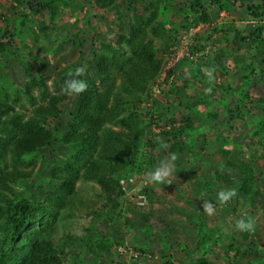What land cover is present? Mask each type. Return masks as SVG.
Listing matches in <instances>:
<instances>
[{
	"label": "trees",
	"instance_id": "16d2710c",
	"mask_svg": "<svg viewBox=\"0 0 264 264\" xmlns=\"http://www.w3.org/2000/svg\"><path fill=\"white\" fill-rule=\"evenodd\" d=\"M11 1L23 4V0ZM30 1H24L29 11L17 16L20 28H14L13 24L8 26L7 17L0 14V55L14 38L20 39L28 14L36 13L37 9ZM36 1H41L37 4L39 10L48 8L51 18L55 16L50 5L52 0ZM119 1L80 0L82 8L111 12L115 25L110 38L99 40L98 50L92 42L99 35L85 14L78 27L82 35L70 41L80 61L77 67L85 68L79 78L87 81V91L71 96L61 92L68 74L77 68L74 63L63 66L55 74L51 92H47L44 77L31 76L23 82L22 92L31 105L30 113L23 117L13 111L16 93L0 83V264H63L71 244L80 245L100 264H108V260L112 261L110 254H120L114 247L121 245L122 237L100 235L91 227L88 237L62 234L56 242L50 239L48 223L58 209L73 202L77 179L94 182L99 188L92 221L100 219L102 224H116L113 219L122 215L128 230L135 227L136 231L144 233L148 232L145 220L149 216L145 213V205L150 201L152 185L140 183L137 186L134 182L126 193L118 184L120 177L141 174L152 157L160 153L170 159L171 154H175L178 159L175 164L179 166L183 147L188 148L192 159L199 156L198 151L190 152L194 144L204 143L198 139L199 122L207 123L204 129H209L214 120L223 117L230 121L236 117L251 124L250 134L264 138V93L257 97L262 112L257 111L248 118L250 94L245 91L253 85L251 72L255 68L252 60L264 65V0H124L126 4L121 10ZM220 11L239 12L237 17L242 24L235 25L224 18L221 23L216 22ZM166 12H170V17ZM196 26L198 29L189 34V29ZM13 28L18 31H12ZM182 43L185 53L169 65L174 50L168 49H175ZM229 68L237 70V82L225 81V72ZM202 69L213 70L211 82ZM257 69L262 79L259 84L264 86V69L260 66ZM162 73L163 78L157 81ZM117 77L119 82L114 87L113 81ZM5 79L0 71V81ZM196 80L197 94L189 101L186 91L195 87ZM33 87L37 89L35 98L31 94ZM207 88H211L210 94L205 92ZM217 91L218 97L215 96ZM154 93L161 100L152 98ZM10 95L13 96L9 103ZM68 98H73L74 104L62 124H58L63 130L57 128V124L48 125L61 112L59 104ZM148 99L152 100L153 117L146 116L141 110V104ZM106 124L117 128L106 127ZM151 126L158 130L154 132ZM157 136L163 143H157ZM215 137L221 145L224 167L237 170L236 181L230 178L228 169L214 170V178L220 182L217 188L234 185L240 195L260 194L264 197V183L256 186L264 179V169L254 172L247 162L231 160L229 149L225 147L226 138ZM58 145L68 150V158L49 165L42 182L37 183L38 187L55 183L56 188L44 190L41 198H30L25 192L40 174V171L34 172L36 159L40 157L42 167H45L49 161L47 155ZM19 184L23 185L22 191L16 188ZM137 193L146 197L142 206L135 205L131 199ZM135 221L139 226H134ZM238 234L241 241L249 236L246 231L238 230ZM213 239L215 243L225 242V249L234 258L232 264L264 262V238L259 242V254L244 262L236 260L242 252L239 246L232 247L229 236ZM145 245L152 247L149 242ZM167 246L169 248L171 244ZM65 247L69 249L66 252ZM147 254L149 258L151 253L147 251ZM64 264L77 262L72 258ZM163 264L168 262L163 260Z\"/></svg>",
	"mask_w": 264,
	"mask_h": 264
},
{
	"label": "rangeland",
	"instance_id": "374dc122",
	"mask_svg": "<svg viewBox=\"0 0 264 264\" xmlns=\"http://www.w3.org/2000/svg\"><path fill=\"white\" fill-rule=\"evenodd\" d=\"M24 1L23 4L17 5L12 3L11 0H0V14L7 17L8 26L13 24V26L15 25L14 28H20L18 26L19 17L17 16L29 11V7ZM30 3L32 7L37 9L36 13L28 14L24 20V28L21 29L20 39L14 38L11 44L6 47L4 53L0 55V71L6 77L0 83L6 89L16 93L17 101L12 104L13 111L21 113L23 117L27 116L31 109L27 97L22 92L24 81L31 76H42L45 78L47 92H51L53 90L52 79L63 66L74 63L73 66L77 67L80 64V61L77 60L76 48L70 44V41L82 35L78 29L82 16L88 14L87 18L95 25V31L99 36H96L97 38L92 43L93 47L98 50L99 40L102 37L107 40L115 31L111 12H103V10L95 8H82L80 7V0H52L50 5L55 11L53 18H51V11L48 8L39 10L40 5L37 4H41V1L38 3V1L32 0ZM118 3L120 10L125 7L124 0H120ZM238 14L239 12L220 11L216 22L221 23L222 18H224L225 20H232L235 25L242 24L238 20ZM166 15L170 17V12H166ZM198 27L189 29V34L196 31ZM14 28L12 31L17 32L18 30ZM182 41L185 43V39ZM183 43L175 49L172 47L168 49L174 50L171 58L176 54L179 57L182 53H185ZM168 64H172L170 59ZM252 64L255 68L251 72L253 85L245 88V91L250 94L248 118L257 111H261L257 97L264 93L263 84H261L262 86L259 84L262 79L258 76L257 69L259 66L264 69V65L259 61L257 62V60H252ZM238 77L235 69L229 68L225 72V81L228 83L237 82ZM162 78L163 73L157 81ZM118 82L119 78L117 77L113 81V86L116 87ZM194 84V88H188L186 91L189 101H192L197 94L198 80ZM31 94L34 98L37 96L36 87L32 88ZM218 95L219 92L217 91L215 96L218 97ZM12 96L8 97L9 103ZM151 97L161 100V97L156 93L152 94ZM151 101V99L143 101L141 110L146 113V116L153 117ZM73 102V98L63 100L59 104L61 112L56 114L50 121L51 124L48 125L56 126L57 124V128L63 130L58 124H62L65 120L74 104ZM180 109L181 107L178 108V111ZM217 109L220 110L219 107ZM172 112L176 113V111ZM213 122L212 127L209 129H204L207 123H204V125L201 122L198 123L201 128L198 130L200 137L198 135L197 137L200 141L204 140V143H201L202 145L196 143L191 147V153L194 151L199 153L196 158L192 159L188 148L183 147L184 154L180 158V161H182L180 166L175 164L178 159L171 161L168 156L160 153L152 157L151 162L141 174H132L136 178H134L135 185L149 183L153 188L150 190V201H147L145 205V213L150 219H146L147 226L144 225L148 232L136 231L135 227L128 230L127 226L123 224L124 217L122 215L118 219H113L116 224L109 222L102 224L100 219L92 221L93 212L98 205L97 194L99 188L94 182L77 179L74 182L75 197H73V202L58 209L53 219L48 223L51 228L50 239L56 242L62 234L88 237L91 235V227L97 229L100 235L104 233L106 236L112 235L111 238L122 237L121 245H115L114 247L115 252L120 254L117 256H114L113 253L110 254L112 261L108 260V264H163V260L168 264H198L200 262L202 264L203 262L205 264H232L234 258L225 249V242H213L214 237H225V235L231 238L232 247L239 246L242 252L236 259L238 262H244L248 258L257 256L256 254H259L258 250L260 248L259 242L264 238V197L260 194L246 196L237 193L235 197L226 203L222 204L218 201L217 193L224 187L217 188V186H220V182L215 180L214 170L223 172L228 169L231 172L230 178L235 181L237 170L224 167L220 156L221 145H219L215 136L221 135L226 138L228 143L225 147L229 149L228 157L231 160L239 159L247 162L254 172L264 169V138L250 134L251 124L248 125L247 121L245 122L236 117L230 121L222 117ZM105 126L117 128V126L111 124ZM151 128L154 132L158 130L152 126ZM62 146L58 145L50 155H47L49 161L45 162V167H42L40 157L36 159L34 172L40 171V174L36 181L30 183V188L25 192L30 194V198H41L44 190L56 188L55 183L40 187L37 186V183L42 182V177L49 165L60 163L68 158V150ZM189 160L191 165L188 163ZM161 161L170 162V166L173 168L171 176L168 177L171 181L170 184L148 180V176L160 165ZM7 168H9L8 165ZM260 180L256 185L257 188L260 187L261 183H264L263 178ZM235 181L234 184H236ZM16 188L18 191H22L23 185L19 184ZM230 188H235V186L231 185L229 188L225 187L224 189ZM77 201H80V204ZM203 201H210L214 205V215H208L203 210L201 207ZM237 218H248L254 221L255 224V230L249 232L248 238L244 241H241L238 229L235 227ZM137 221H135L134 226H139ZM148 235L149 237H147ZM146 242H149L150 246L154 248H147ZM169 244H171V247L168 248L167 245ZM70 246L69 254L63 259L64 263L67 259L72 258L77 264L101 263L97 258L81 249L80 245L71 244ZM118 246L121 250H118ZM66 247L64 252L69 250ZM123 249L125 253H122ZM140 249L145 251H140ZM230 250L232 253L233 248ZM147 251L151 253L149 258H147ZM142 254L146 255L142 258ZM138 256H141V258L138 259ZM163 256H165V259H163Z\"/></svg>",
	"mask_w": 264,
	"mask_h": 264
},
{
	"label": "clouds",
	"instance_id": "9594fccd",
	"mask_svg": "<svg viewBox=\"0 0 264 264\" xmlns=\"http://www.w3.org/2000/svg\"><path fill=\"white\" fill-rule=\"evenodd\" d=\"M202 71L205 73V75L209 78V82L213 79L212 76V69H202ZM85 72L84 67H77L74 72H70L68 74L69 78L66 79L63 83V86L61 88V92L66 95H80L87 91L88 89V83L86 80L79 78L82 77V75ZM206 93H211V88L205 89ZM157 143H163V139L159 136H157ZM167 145L165 144V147ZM176 155L171 154V161L176 160ZM173 171V168L170 166V162L161 161L160 165L157 166L152 173L148 176V180L150 182H156V183H171V181L168 179V177L171 176ZM237 195V190L235 188L230 189H224L222 188L217 193V199L220 203H226L231 198L235 197ZM201 207L208 215H214L215 214V207L210 201H203L201 204ZM235 227L240 231H246V232H252L255 230V224L254 221L244 219V218H237L235 221Z\"/></svg>",
	"mask_w": 264,
	"mask_h": 264
},
{
	"label": "built area",
	"instance_id": "2783aa9c",
	"mask_svg": "<svg viewBox=\"0 0 264 264\" xmlns=\"http://www.w3.org/2000/svg\"><path fill=\"white\" fill-rule=\"evenodd\" d=\"M183 55V53L180 55V56H182ZM179 56V57H180ZM177 54H176V56H174V57H170V63H173V62H175L176 60H177ZM118 184H119V186H120V188L122 189V190H124L126 193H128L129 191H130V188L134 185V180H133V177L132 176H128V177H120L119 179H118ZM131 199H132V201L134 202V204L135 205H137V206H142V205H144L145 204V202H146V197H145V195L143 194V193H137L135 196H133V197H131ZM118 250H121L120 248H119V246H118ZM122 253H125V250L123 249V252ZM146 254H142L141 256H142V258L145 256ZM134 256V255H133ZM141 256H138V259H140L141 258ZM134 257H136V256H134ZM147 257H148V255H147Z\"/></svg>",
	"mask_w": 264,
	"mask_h": 264
}]
</instances>
